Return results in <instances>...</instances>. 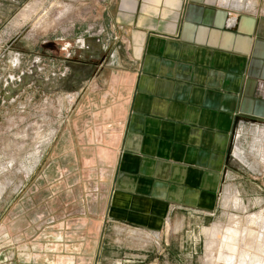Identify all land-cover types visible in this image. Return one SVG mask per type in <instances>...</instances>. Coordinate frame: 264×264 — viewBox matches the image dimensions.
Wrapping results in <instances>:
<instances>
[{
  "label": "rangeland",
  "instance_id": "obj_1",
  "mask_svg": "<svg viewBox=\"0 0 264 264\" xmlns=\"http://www.w3.org/2000/svg\"><path fill=\"white\" fill-rule=\"evenodd\" d=\"M109 4L0 0V264H225L232 227L237 257L263 261L264 233H248L264 219H248L264 216V123L229 148L214 211H178L160 232L105 223L117 154L96 131L124 120L138 69L110 37Z\"/></svg>",
  "mask_w": 264,
  "mask_h": 264
},
{
  "label": "crops",
  "instance_id": "obj_2",
  "mask_svg": "<svg viewBox=\"0 0 264 264\" xmlns=\"http://www.w3.org/2000/svg\"><path fill=\"white\" fill-rule=\"evenodd\" d=\"M241 1L110 0V37L138 69L124 120L96 131L117 154L106 223L160 232L217 208L229 148L264 123V13Z\"/></svg>",
  "mask_w": 264,
  "mask_h": 264
},
{
  "label": "bare ground",
  "instance_id": "obj_3",
  "mask_svg": "<svg viewBox=\"0 0 264 264\" xmlns=\"http://www.w3.org/2000/svg\"><path fill=\"white\" fill-rule=\"evenodd\" d=\"M241 2L242 1L240 0L239 3L241 4ZM262 219H264V216L263 217L262 216H259V217H253L252 216L251 218L248 219V224L250 226H253V227L256 226L257 227L258 222ZM236 224L239 227V222H236ZM260 226L261 225H259L260 231L257 232L255 230H252L248 233V235L249 236L252 235L254 237V239L257 240V238L259 237V233H264V227H260ZM237 229H239V228H237ZM237 229H234V227H232L229 230H227L228 235L223 238V242H224L223 248L227 250L228 254L226 255V254L221 253V257L219 258L218 261H223L225 264H263L264 260L263 261L259 260L258 255L250 252V251H252L251 249L248 251H244L243 253H241V255L239 257H237L238 256V247H239L237 237L242 235V233H240L239 230H237ZM262 237L264 239V236H262Z\"/></svg>",
  "mask_w": 264,
  "mask_h": 264
},
{
  "label": "flooded vegetation",
  "instance_id": "obj_4",
  "mask_svg": "<svg viewBox=\"0 0 264 264\" xmlns=\"http://www.w3.org/2000/svg\"><path fill=\"white\" fill-rule=\"evenodd\" d=\"M26 81H27V83H30V82H31V77H30V76H27V77H26ZM231 147H232V150L235 149V146H234V145H231ZM230 149H231V148H230ZM230 161H231V157L229 158V160H228V157H227V160H226V167H227L228 165H231V164H230Z\"/></svg>",
  "mask_w": 264,
  "mask_h": 264
},
{
  "label": "water",
  "instance_id": "obj_5",
  "mask_svg": "<svg viewBox=\"0 0 264 264\" xmlns=\"http://www.w3.org/2000/svg\"><path fill=\"white\" fill-rule=\"evenodd\" d=\"M107 222V220L105 221V223Z\"/></svg>",
  "mask_w": 264,
  "mask_h": 264
}]
</instances>
